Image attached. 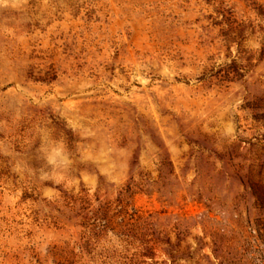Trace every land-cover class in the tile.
Segmentation results:
<instances>
[{
    "label": "rangeland",
    "instance_id": "obj_1",
    "mask_svg": "<svg viewBox=\"0 0 264 264\" xmlns=\"http://www.w3.org/2000/svg\"><path fill=\"white\" fill-rule=\"evenodd\" d=\"M0 264H264V0H0Z\"/></svg>",
    "mask_w": 264,
    "mask_h": 264
}]
</instances>
